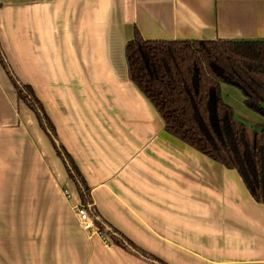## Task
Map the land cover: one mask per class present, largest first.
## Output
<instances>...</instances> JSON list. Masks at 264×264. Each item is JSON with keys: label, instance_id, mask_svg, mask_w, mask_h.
<instances>
[{"label": "crops", "instance_id": "obj_1", "mask_svg": "<svg viewBox=\"0 0 264 264\" xmlns=\"http://www.w3.org/2000/svg\"><path fill=\"white\" fill-rule=\"evenodd\" d=\"M135 28L149 40L262 39L264 0H0V44L9 64L43 102L101 215L168 264H264V204L237 171L166 134L130 81L125 46ZM222 88L232 104L233 91ZM14 91L0 62V127L17 121ZM29 112L45 172L37 169V149L27 170L7 177L26 184L20 209L36 211L42 202L52 210L46 181L74 183ZM59 191L72 210L80 205L78 191L72 198ZM83 231L71 257L61 252V264H155ZM31 238L37 241L34 234L25 241ZM4 254L0 249V264Z\"/></svg>", "mask_w": 264, "mask_h": 264}, {"label": "trees", "instance_id": "obj_2", "mask_svg": "<svg viewBox=\"0 0 264 264\" xmlns=\"http://www.w3.org/2000/svg\"><path fill=\"white\" fill-rule=\"evenodd\" d=\"M131 82L148 98L169 136L235 170L252 197L264 204V127L256 129L236 117L223 85L237 89L244 105L264 115V38L262 39H145L135 28L125 46ZM0 62L18 97L35 114L51 138L80 204L115 245L155 264H168L142 249L98 211L88 185L72 155L58 139L55 125L30 84L13 72L0 44Z\"/></svg>", "mask_w": 264, "mask_h": 264}, {"label": "rangeland", "instance_id": "obj_3", "mask_svg": "<svg viewBox=\"0 0 264 264\" xmlns=\"http://www.w3.org/2000/svg\"><path fill=\"white\" fill-rule=\"evenodd\" d=\"M10 81L15 90L13 110L14 113L18 114V118H16L17 121L8 118L9 121L0 127V249L5 250L3 259L6 264H61V252H63V257H71L78 246L79 236L85 232L75 212H73L75 210H72V207L67 204L59 190L69 191L72 198L76 195L77 189L73 188L75 187L74 184H71L73 187H68L61 185V183L56 184L54 181H46L47 186L50 184L52 187L51 196L54 199L52 210L48 209V205L42 202L37 203L36 211L19 208L20 205H24L21 202L24 200L22 192L26 184L20 182L22 178L10 179L11 176L7 177V175L27 170L29 155L34 151L37 154V149L40 147L34 141L35 138L38 140L39 137L28 123L31 118H26V115L30 113V108L18 97L16 88L11 79ZM229 88L233 91L231 96L233 103L231 105L234 107L236 117L256 129L263 128L264 115L247 108L242 103V94L235 88L230 86ZM50 141H52L51 138ZM42 151L40 152L42 153ZM40 152L38 150V153ZM42 154L41 157H37L39 162L37 169L44 173V169H46L44 151ZM47 164H49L48 161ZM58 165L59 162L53 161L54 170L57 169ZM6 171H10V173ZM44 178L45 176L42 179ZM9 180L14 182L13 184L10 183L13 185L12 187L6 185ZM45 180L41 186L45 185ZM20 187L21 190L23 189L21 193ZM30 234L37 236L36 242L32 238L30 242L25 241ZM104 235L108 236L107 234ZM104 242L106 244L113 243L109 236ZM28 244L37 247L36 249H29ZM71 261L76 262L74 258Z\"/></svg>", "mask_w": 264, "mask_h": 264}, {"label": "built area", "instance_id": "obj_4", "mask_svg": "<svg viewBox=\"0 0 264 264\" xmlns=\"http://www.w3.org/2000/svg\"><path fill=\"white\" fill-rule=\"evenodd\" d=\"M65 194L68 198H71V194L69 191H66ZM74 210L83 230L87 231L88 233H95L104 240L108 239V236L104 235L105 233H102L99 227L95 224L94 218L87 208L80 204L74 207Z\"/></svg>", "mask_w": 264, "mask_h": 264}, {"label": "water", "instance_id": "obj_5", "mask_svg": "<svg viewBox=\"0 0 264 264\" xmlns=\"http://www.w3.org/2000/svg\"><path fill=\"white\" fill-rule=\"evenodd\" d=\"M54 141H55V143L59 144V141H58V139H56V138H55V139H54Z\"/></svg>", "mask_w": 264, "mask_h": 264}]
</instances>
